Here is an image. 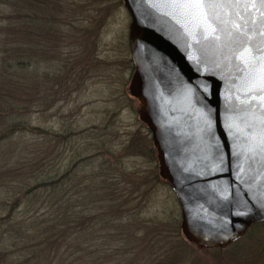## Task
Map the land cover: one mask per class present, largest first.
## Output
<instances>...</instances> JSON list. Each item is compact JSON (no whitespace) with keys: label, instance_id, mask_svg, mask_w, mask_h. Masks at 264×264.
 Wrapping results in <instances>:
<instances>
[{"label":"trees","instance_id":"16d2710c","mask_svg":"<svg viewBox=\"0 0 264 264\" xmlns=\"http://www.w3.org/2000/svg\"><path fill=\"white\" fill-rule=\"evenodd\" d=\"M108 1L0 0L2 240L18 246V264H264V221L198 248L175 214L147 215L160 182L148 137L119 140L109 116L76 129L71 109L57 131L34 122L109 67L85 26ZM44 61L51 72L37 70ZM132 157L153 165L126 167Z\"/></svg>","mask_w":264,"mask_h":264},{"label":"water","instance_id":"95a60500","mask_svg":"<svg viewBox=\"0 0 264 264\" xmlns=\"http://www.w3.org/2000/svg\"><path fill=\"white\" fill-rule=\"evenodd\" d=\"M127 91L182 236L224 247L264 221V0H119Z\"/></svg>","mask_w":264,"mask_h":264},{"label":"rangeland","instance_id":"374dc122","mask_svg":"<svg viewBox=\"0 0 264 264\" xmlns=\"http://www.w3.org/2000/svg\"><path fill=\"white\" fill-rule=\"evenodd\" d=\"M106 5L108 8L103 14H98V12L91 14L95 25L84 24L87 29H90L86 33L88 42L91 41L96 44V49L98 48L97 56L100 59L109 61V67L107 65L100 67L99 74L94 82L85 84L82 89H75L74 93L68 95V97L66 96L62 102L54 100L50 105L51 107L44 114H36L34 119L36 121L34 122L39 126L57 131L60 125L65 126L69 123L70 119L66 117V112L67 110L69 112L70 109V112L73 113V126L76 129L92 124L96 125L99 119L103 122L104 118L109 116L107 119H110L113 123V130H115L119 140H123L131 133H136L133 134V139L143 141V138L148 137L152 147L149 131L137 117L138 101L127 91L128 80L133 70L126 44L129 16L119 0H109ZM96 25L98 28L95 31ZM52 68L51 63L44 61L38 63L37 70L51 72ZM37 82L40 85L45 84L49 88V80L46 82V80L39 77ZM103 110H106L107 114L102 119ZM15 141H18V136L15 137ZM152 149L155 159V150L153 147ZM143 159L138 157L128 158L125 165L126 167L134 165L137 168H148L153 165V163H146ZM153 162L157 166L156 160H153ZM1 165L2 162L0 161V168L3 166ZM1 176L2 170L0 171ZM157 176L160 182L157 183L151 194L147 215L156 214L163 217L171 213L175 214L179 220V208L176 198L172 190L159 178V174ZM2 196L3 190L0 180V201ZM15 213H18V210ZM2 236L7 235L0 228V264H18V246L8 247V241L4 242ZM3 242L4 244H2Z\"/></svg>","mask_w":264,"mask_h":264}]
</instances>
